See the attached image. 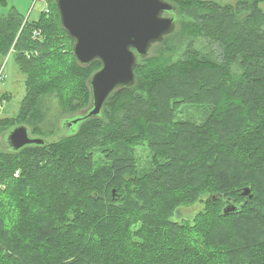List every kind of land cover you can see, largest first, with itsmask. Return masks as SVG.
Segmentation results:
<instances>
[{"label": "trees", "instance_id": "trees-1", "mask_svg": "<svg viewBox=\"0 0 264 264\" xmlns=\"http://www.w3.org/2000/svg\"><path fill=\"white\" fill-rule=\"evenodd\" d=\"M44 1L37 21L15 7L0 16V54L26 76L17 116L0 119V264H264V0H166L180 29L138 59L133 87L63 137L46 129L44 100L63 122L82 116L102 64H79ZM188 105L210 108L208 120L178 121ZM19 126L46 143L11 150ZM200 202L193 220L175 219Z\"/></svg>", "mask_w": 264, "mask_h": 264}, {"label": "water", "instance_id": "water-1", "mask_svg": "<svg viewBox=\"0 0 264 264\" xmlns=\"http://www.w3.org/2000/svg\"><path fill=\"white\" fill-rule=\"evenodd\" d=\"M56 6L63 29L74 40L79 64H102L90 80L92 106L82 116L63 122L72 131L81 121L101 115L114 92L135 85L138 59L147 58L155 45L176 31V7L166 0H56ZM6 141L15 152L46 143L32 137L25 126L11 130ZM242 195L253 198L249 188ZM238 209L226 205L224 214Z\"/></svg>", "mask_w": 264, "mask_h": 264}, {"label": "rangeland", "instance_id": "rangeland-1", "mask_svg": "<svg viewBox=\"0 0 264 264\" xmlns=\"http://www.w3.org/2000/svg\"><path fill=\"white\" fill-rule=\"evenodd\" d=\"M25 1V0H24ZM56 1V0H55ZM17 0H7V6L0 4V16H5L9 13L11 7H17ZM218 3L222 5L231 4L234 5V0H218ZM29 11L25 14V18L30 13L29 21L39 20L41 14L46 11L47 3L44 0H34L31 5H27ZM26 7V8H27ZM264 9V4L262 5ZM179 17V16H178ZM180 20V18H179ZM177 23V30L180 29L181 24ZM186 21H192L189 16L186 17ZM158 49V45L154 46L150 50V55H154ZM182 49V48H180ZM3 69L5 81L0 82V97L6 98L0 103V119L15 118L20 110L21 102L26 95V76L22 74L17 66L13 52L7 56L0 54V71ZM44 109L46 112L47 120L45 127L47 130H52V125H56L58 130L57 137L67 136L69 130L63 127L64 117L61 115V109L59 102L54 98H47L44 100ZM83 111L82 114H85ZM211 110L208 107L201 106H185L177 115V120L181 122H193L198 125H203L209 118ZM4 135L0 137V145L4 142ZM136 155L139 160V170L141 172L148 171L152 168L151 152L147 148H138ZM98 162H105L102 156L98 157ZM204 204L202 202L195 206L182 208L175 219L178 221L187 220L191 221L197 213L202 211Z\"/></svg>", "mask_w": 264, "mask_h": 264}, {"label": "crops", "instance_id": "crops-1", "mask_svg": "<svg viewBox=\"0 0 264 264\" xmlns=\"http://www.w3.org/2000/svg\"><path fill=\"white\" fill-rule=\"evenodd\" d=\"M18 2V4H17V7L16 6H14L18 11H19V13L23 16V17H26L25 16V14L29 11V9H28V7H27V5H31V3L34 1V0H17ZM27 7V8H26ZM30 13L27 15V18L26 19H28L29 20V18H30Z\"/></svg>", "mask_w": 264, "mask_h": 264}, {"label": "built area", "instance_id": "built-area-1", "mask_svg": "<svg viewBox=\"0 0 264 264\" xmlns=\"http://www.w3.org/2000/svg\"><path fill=\"white\" fill-rule=\"evenodd\" d=\"M47 14H49V9L47 7L46 11H45ZM42 31L39 30V29H35L33 30V39L34 40H39L41 39L43 36H42ZM6 80V76H4V73H3V69L0 71V82L1 81H5Z\"/></svg>", "mask_w": 264, "mask_h": 264}]
</instances>
